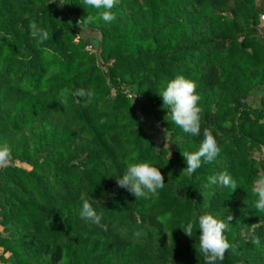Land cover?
I'll return each instance as SVG.
<instances>
[{"label": "trees", "instance_id": "trees-1", "mask_svg": "<svg viewBox=\"0 0 264 264\" xmlns=\"http://www.w3.org/2000/svg\"><path fill=\"white\" fill-rule=\"evenodd\" d=\"M112 11L114 21L81 33L97 14L83 0H0V142L12 149L0 168L3 264H204L195 220L205 213L231 216L220 264H264L253 191L264 177V0H120ZM34 22L48 32L42 43ZM176 74L197 84L200 136L163 105L159 92ZM204 128L220 153L189 175L182 153L197 150ZM133 155L159 167L157 197L137 199L110 176ZM221 172L237 181L233 191L208 186ZM82 192L106 230L79 218Z\"/></svg>", "mask_w": 264, "mask_h": 264}, {"label": "clouds", "instance_id": "clouds-1", "mask_svg": "<svg viewBox=\"0 0 264 264\" xmlns=\"http://www.w3.org/2000/svg\"><path fill=\"white\" fill-rule=\"evenodd\" d=\"M50 2H53V0H49ZM65 2L66 0H59L61 6ZM119 2L120 0H83L84 5L97 10V14H88L86 16L82 21L84 27L81 28V33H87L89 26L98 20H102L105 23L114 21L116 16L112 9ZM29 27L30 34L38 38L39 42L42 43L47 40L48 32L44 28L38 26L35 22L31 23ZM196 89L197 84L194 80L183 74H176L166 81L159 92L163 105L168 109L170 121L182 129L183 133L193 137L201 135L202 109L199 105L201 97ZM76 95L91 97L93 92L88 90L86 93L81 89L76 92ZM202 135L203 139L197 150L182 153L187 165L185 169L189 175L200 168L202 163L213 162L220 153V147L213 130L204 128ZM11 159V146L6 142H0V166L7 165ZM134 159V155L129 158V162H126V167L122 174L110 176H115L118 187L134 194L137 199L141 197L146 199L157 197L158 190L163 188L165 184L159 167L150 161L131 162ZM207 184L210 187L231 188L232 191L237 187V181L226 172L208 176ZM253 191L257 196L255 210L258 213H264V177L257 178L253 185ZM80 200L79 218L106 230L107 225L101 223L103 214L98 212L93 206V202L97 201L91 199L87 192L81 193ZM230 220L231 216L226 218L216 213H205L196 217V230H199V250L203 254L204 264H220L224 259L225 252L232 247L225 235ZM193 228V220H189L183 231L191 237L193 236Z\"/></svg>", "mask_w": 264, "mask_h": 264}, {"label": "rangeland", "instance_id": "rangeland-1", "mask_svg": "<svg viewBox=\"0 0 264 264\" xmlns=\"http://www.w3.org/2000/svg\"><path fill=\"white\" fill-rule=\"evenodd\" d=\"M260 23L258 24V31H259V34L262 35L264 34V17L263 16H260ZM249 51V50H248ZM251 51H249L250 53ZM249 102L251 104H254V102H256V98H255V95H251L249 97ZM137 110H138V113L140 114V116L142 117V119L144 120L145 124H146V132L148 133V135L153 139V140H156L158 141L159 143L161 144H164L166 141H167V135L166 133L164 132V130L162 129V127L160 126V124H158V122H156V120L151 117V116H145L143 114L140 113V107L139 105L137 106ZM18 166L20 167H24V168H28L27 166L25 165H19L18 163H16ZM2 166H0L1 168ZM2 227L0 226V232H2ZM1 255L4 257V259L8 258L10 255L9 254H4L3 253V249L0 248V264H3V261L1 260Z\"/></svg>", "mask_w": 264, "mask_h": 264}]
</instances>
